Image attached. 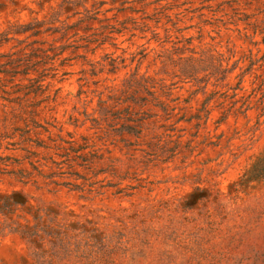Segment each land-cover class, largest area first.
<instances>
[{"label": "rangeland", "instance_id": "1", "mask_svg": "<svg viewBox=\"0 0 264 264\" xmlns=\"http://www.w3.org/2000/svg\"><path fill=\"white\" fill-rule=\"evenodd\" d=\"M0 264H264V0H0Z\"/></svg>", "mask_w": 264, "mask_h": 264}]
</instances>
